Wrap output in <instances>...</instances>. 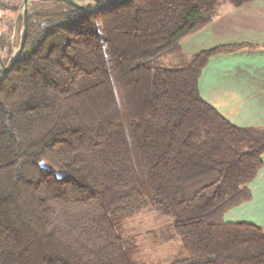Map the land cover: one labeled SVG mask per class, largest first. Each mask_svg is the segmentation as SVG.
Masks as SVG:
<instances>
[{
    "label": "trees",
    "instance_id": "16d2710c",
    "mask_svg": "<svg viewBox=\"0 0 264 264\" xmlns=\"http://www.w3.org/2000/svg\"><path fill=\"white\" fill-rule=\"evenodd\" d=\"M251 1L129 0L87 14L41 0L21 58L0 73V264H160L129 227L149 206L180 243L170 264H264V227L224 220L251 198L264 127L237 126L198 86L210 57L245 45L181 46L220 5Z\"/></svg>",
    "mask_w": 264,
    "mask_h": 264
},
{
    "label": "crops",
    "instance_id": "0c3cea01",
    "mask_svg": "<svg viewBox=\"0 0 264 264\" xmlns=\"http://www.w3.org/2000/svg\"><path fill=\"white\" fill-rule=\"evenodd\" d=\"M236 44L245 46L208 59L199 78L200 95L237 126L264 127V0L238 8L220 5L210 24L181 42L187 54ZM248 187L250 200L227 211L224 220L264 227V154Z\"/></svg>",
    "mask_w": 264,
    "mask_h": 264
},
{
    "label": "rangeland",
    "instance_id": "374dc122",
    "mask_svg": "<svg viewBox=\"0 0 264 264\" xmlns=\"http://www.w3.org/2000/svg\"><path fill=\"white\" fill-rule=\"evenodd\" d=\"M16 7V10H6L0 12V16L6 22L12 23V35L10 43L12 53L2 52L4 63L8 64L13 59L19 48L20 37L23 28V0H0ZM83 5L92 7L99 4L100 0H78ZM41 5V0H30L29 11L37 9ZM8 26V24H7ZM6 27V26H5ZM9 30V27H7ZM129 227L133 230L142 245V255L148 260L159 262L160 264H170L171 258L180 250L178 240L166 241L165 237L169 232V222L167 219L158 216L149 206L139 214H136L129 220Z\"/></svg>",
    "mask_w": 264,
    "mask_h": 264
},
{
    "label": "water",
    "instance_id": "95a60500",
    "mask_svg": "<svg viewBox=\"0 0 264 264\" xmlns=\"http://www.w3.org/2000/svg\"><path fill=\"white\" fill-rule=\"evenodd\" d=\"M58 1L68 3L72 6L80 9L84 13L90 14V13H93L97 10H100V9H103L106 7H110L113 5H118V4H121V3L125 2V1H129V0H100L99 4L92 6V7L85 6V5L81 4L78 0H58ZM29 3H30V0H23V2H22L23 28H22V32H21L19 48L16 51L13 59L11 60L10 63L6 64V63H4L2 55L0 53V73L3 76H6L16 66V64L18 63V61L21 58L23 51L25 49L27 38H28L29 19H30Z\"/></svg>",
    "mask_w": 264,
    "mask_h": 264
},
{
    "label": "bare ground",
    "instance_id": "6f19581e",
    "mask_svg": "<svg viewBox=\"0 0 264 264\" xmlns=\"http://www.w3.org/2000/svg\"><path fill=\"white\" fill-rule=\"evenodd\" d=\"M80 2V1H79ZM81 3V2H80ZM81 4H83V3H81Z\"/></svg>",
    "mask_w": 264,
    "mask_h": 264
}]
</instances>
